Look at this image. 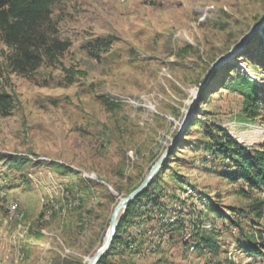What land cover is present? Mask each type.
Returning <instances> with one entry per match:
<instances>
[{"label":"rangeland","instance_id":"obj_1","mask_svg":"<svg viewBox=\"0 0 264 264\" xmlns=\"http://www.w3.org/2000/svg\"><path fill=\"white\" fill-rule=\"evenodd\" d=\"M50 3L49 19L31 34V63H17L21 52L8 44L0 23V93L12 99L8 115L0 110V264H89L118 205L167 150L150 188L163 208L129 217L124 239L132 244L108 261L264 264V251L252 256L234 245L244 241V223L227 232V222L203 208L212 200L228 214L251 201L221 177L202 134L216 127L218 137L248 152L264 151L262 30L261 42L218 68L200 89L210 69L264 19V0ZM54 42L68 48L54 57L48 51ZM250 88L253 101L261 102L253 117L246 114ZM9 157L27 162L10 167ZM252 199L264 201V195ZM196 233L218 234L221 250L195 251Z\"/></svg>","mask_w":264,"mask_h":264},{"label":"trees","instance_id":"obj_2","mask_svg":"<svg viewBox=\"0 0 264 264\" xmlns=\"http://www.w3.org/2000/svg\"><path fill=\"white\" fill-rule=\"evenodd\" d=\"M50 4V0H0V23L6 31L8 44L10 46H17L21 52V58L17 63H20L23 59H27L30 63L34 60V55L28 52L29 45H31L30 43L33 39L31 34L36 31L39 25L49 19ZM261 33L264 35V29ZM259 39V34H256L240 55L244 56L247 53V47ZM259 41L261 42V39ZM101 44L103 48L109 47L103 43ZM67 48V43L54 42L48 51L49 54L55 57L56 53L64 52ZM227 64L229 65V63ZM227 64L225 66H228ZM243 79L244 77L242 76L237 81L241 82V84L247 81ZM251 92V88L245 92V96L248 97L246 101L247 117L255 116L257 110L261 109V102H254L253 98L255 97V93L252 94ZM11 107V97L0 93V110L4 116L9 114ZM213 130H216V127H205L202 130L204 138L208 139L211 144L206 150L208 159L217 160L222 166V171L220 172L221 177L229 183L238 186L234 194L240 198L248 199L251 203L245 210L229 207L228 214L220 210L218 205L212 200H207L208 205H204L203 208L210 212L216 219L227 222V225H224V229L227 232L233 231L234 227L239 229L241 224L244 223L245 229L241 231L244 241L236 240L234 245L246 254L260 256L264 251V225L262 224L264 222V201L262 199L253 200L252 197L264 195V151L257 150L248 152L237 142L228 139V137H218L216 133H213ZM6 162L10 164V167H19L27 161L25 158L15 159L9 157ZM205 162L208 161L205 159ZM16 180L26 182L25 178L20 177ZM154 185L155 182L151 183L147 189L142 191L126 207L125 216L121 218L117 226L116 234L109 250L97 264H118L110 263L108 258L111 255H116L119 252L118 248L121 250L128 249L129 244H132V242L128 244L124 239L125 227L129 225V217H133L137 212L138 217H142V214L149 215L154 208H163L159 200L150 191V188ZM200 196L203 197L204 195ZM200 216L201 212L198 211L197 223L199 222ZM160 219V217H157V220ZM196 222H192L194 223V229ZM163 226L171 228L172 225L165 223ZM210 232L213 233L211 230ZM196 234L199 241L197 245H193L195 251L203 252L207 250L208 252H218L221 250V241H217L220 238L218 234L210 235V237H208V234L205 237L199 235L200 233ZM228 264L238 263L229 262Z\"/></svg>","mask_w":264,"mask_h":264},{"label":"water","instance_id":"obj_3","mask_svg":"<svg viewBox=\"0 0 264 264\" xmlns=\"http://www.w3.org/2000/svg\"><path fill=\"white\" fill-rule=\"evenodd\" d=\"M264 29V19L257 25H255L254 27L251 28L250 32L241 40V42L239 43V45L232 51L230 52V54L226 57H224L222 60H220L219 62H217L208 72L207 76L205 77L202 85L200 86V89L203 88V86L206 85L207 81L210 79V77L217 71L218 68L224 66L225 64H227L228 62L231 61L232 58H234L236 55H239L243 49L247 46V44L253 39V37L261 30ZM197 96V95H196ZM196 102V97L194 99V101L191 104V107L189 109V112L186 115L185 120L189 117L190 113L193 110V107L195 105ZM184 120V121H185ZM169 151L167 150L165 152V154L162 156V158L158 161V163L156 164L155 168L152 170V172L149 174V176L145 179V181L141 184V186L134 191L131 195H129L126 199H124L116 208V210L114 211L113 217H112V223H111V227H110V233L109 236L106 240V242L104 243V245L98 249V251L94 254L93 258L91 259L89 264H97L100 259L103 257V255H105V253L109 250L112 241L115 237L116 234V218L117 215L119 214V212L123 209V207H125L126 205H128L132 200H134L142 191H144L147 186L151 183L154 175L156 174V172L159 170V168L161 167V165L163 164V162L166 160V157L168 156Z\"/></svg>","mask_w":264,"mask_h":264},{"label":"bare ground","instance_id":"obj_4","mask_svg":"<svg viewBox=\"0 0 264 264\" xmlns=\"http://www.w3.org/2000/svg\"><path fill=\"white\" fill-rule=\"evenodd\" d=\"M10 204V203H9ZM17 206V205H16ZM9 208H11V210L14 212L15 210H18V209H16L14 206H12L11 205V207H9ZM52 208V210H49V211H47L46 212V214L44 215V219L45 220H47L49 217L51 218V215L54 213L53 212V210H54V208H53V206L51 207ZM56 210V209H55ZM18 212V211H17ZM57 212V211H56ZM21 213V211L18 213V216H20L19 218H22V220H23V216H22V214H20ZM8 214H10V213H8ZM12 214V213H11ZM16 214V213H15ZM15 218V217H14ZM9 219V218H8ZM17 220V219H16ZM15 219H13L12 221H16ZM20 220V219H19ZM18 220V221H19ZM21 220V221H22ZM42 223H43V220H42ZM92 259V258H91ZM91 259H90V261H91ZM90 261H89V263H90Z\"/></svg>","mask_w":264,"mask_h":264}]
</instances>
